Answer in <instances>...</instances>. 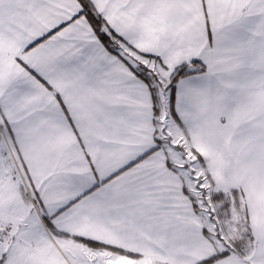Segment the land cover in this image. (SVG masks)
Returning a JSON list of instances; mask_svg holds the SVG:
<instances>
[{"label": "crops", "instance_id": "0c3cea01", "mask_svg": "<svg viewBox=\"0 0 264 264\" xmlns=\"http://www.w3.org/2000/svg\"><path fill=\"white\" fill-rule=\"evenodd\" d=\"M122 47L165 78L192 72L157 111L161 137ZM0 124L36 208L24 196L23 219L0 215L3 254L31 218L45 246L26 264H52L50 248L76 264H207L218 252L168 153L176 139L206 155L217 192L240 195L264 264V0H0Z\"/></svg>", "mask_w": 264, "mask_h": 264}, {"label": "rangeland", "instance_id": "374dc122", "mask_svg": "<svg viewBox=\"0 0 264 264\" xmlns=\"http://www.w3.org/2000/svg\"><path fill=\"white\" fill-rule=\"evenodd\" d=\"M121 55L133 67H138L139 64L147 66L148 75L156 78L153 86H156L160 98L165 100L169 95L167 86L170 78L159 75V72L152 70L150 65L148 66L146 59L136 56L125 47H122ZM168 120L166 111L162 109L160 116L158 115L156 118L160 137L163 131L165 133L167 131ZM165 135L169 136L168 133ZM168 145L171 150H168L169 155L172 156V152H175L179 156L180 173L182 171L186 188L193 198L208 235L215 243L216 252L227 253V256L220 257L211 264H263L259 257L254 232L251 231L247 221L245 203L234 193H222L214 189L207 171L206 155L204 157L198 149L189 146L182 140L170 139ZM171 158L173 163H176L174 156ZM22 174L12 145L5 133L3 136L0 132V215L7 223L10 219L21 220L25 217L27 207L24 196L30 200L29 202L36 211L34 197L28 184L22 176L20 177ZM39 220H41L40 215ZM13 226L14 224H12ZM19 227L20 230L17 234L19 240L10 245L9 253L3 254V250L8 246L4 245L2 248L0 246V257H4L3 264H26L28 258L21 255L23 252H28L33 248L41 249L45 246L43 241L38 240L39 235L42 234L31 218L19 224ZM34 238L36 239L34 240ZM50 252L52 264H70V262L76 264L66 252H59L52 248H50ZM111 259L113 260L109 258L103 260V264H141L139 261H129L128 259L119 262L116 261V258L111 257Z\"/></svg>", "mask_w": 264, "mask_h": 264}, {"label": "trees", "instance_id": "16d2710c", "mask_svg": "<svg viewBox=\"0 0 264 264\" xmlns=\"http://www.w3.org/2000/svg\"><path fill=\"white\" fill-rule=\"evenodd\" d=\"M84 9H85V13H86V15H87V17L91 23V26H92L95 34L97 35V37L99 38V40L101 41L103 46L109 52H111L113 54L116 53L115 52L116 49L114 48V42L116 41L115 39H117V36H115L108 29L105 28V25L103 24V21L101 20V18L92 10V8L89 5H87V6L85 5ZM129 48L131 50H133L131 47H129ZM145 57L148 58L147 56H145ZM131 70L134 71L133 73L140 80H142L146 84V86L148 87L150 94H151L152 104H153V108H154L155 113H157V111L160 110V108H161L160 105H162V104H163V106L167 107L168 109L171 108V106H172V89H173L175 83L177 82V80L179 78L192 73L186 67H182V68H178V69L174 70L171 74L169 84L167 86L169 89V95L164 100V98H162V97L160 98V96L158 95V92L156 90V86L155 87L153 86V82L156 80V78L148 75V73H147L148 70L146 67L139 64L138 67L131 68ZM199 71H202V69L199 68ZM154 84H155V82H154ZM157 115H158V113H157ZM231 193H234L235 195L238 196V198H240V195L238 193H236V192H231ZM218 194L223 195L221 193H218ZM245 209H246L245 213H246L247 221H248L250 228H251V231H252L253 229H252V225L250 222L249 211H248V208L246 206H245ZM224 256H227V253H220V254L218 253L215 257L211 258L210 260L206 261L205 263H207V264L214 263L215 260H217L220 257H224ZM1 257H0V264H3L4 257L3 256H1Z\"/></svg>", "mask_w": 264, "mask_h": 264}, {"label": "built area", "instance_id": "2783aa9c", "mask_svg": "<svg viewBox=\"0 0 264 264\" xmlns=\"http://www.w3.org/2000/svg\"><path fill=\"white\" fill-rule=\"evenodd\" d=\"M0 132L4 136L3 127L0 124ZM13 238V234L9 228L3 226L0 222V246L6 245Z\"/></svg>", "mask_w": 264, "mask_h": 264}]
</instances>
